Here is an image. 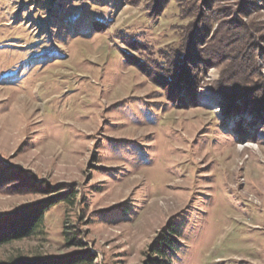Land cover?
I'll return each instance as SVG.
<instances>
[{"label": "rangeland", "instance_id": "374dc122", "mask_svg": "<svg viewBox=\"0 0 264 264\" xmlns=\"http://www.w3.org/2000/svg\"><path fill=\"white\" fill-rule=\"evenodd\" d=\"M52 202L0 263L147 264L175 228L172 264H264V0H0V238Z\"/></svg>", "mask_w": 264, "mask_h": 264}, {"label": "trees", "instance_id": "16d2710c", "mask_svg": "<svg viewBox=\"0 0 264 264\" xmlns=\"http://www.w3.org/2000/svg\"><path fill=\"white\" fill-rule=\"evenodd\" d=\"M189 1L194 2L195 0ZM190 4L192 6V3ZM191 30L192 31L190 33H186L182 37V42L176 49L175 54L170 55V53L168 52H162L161 54L163 56L161 57H163L164 60L155 62V68H158L160 66L159 71H162L163 74L166 73L168 77L165 80L170 84L173 82L175 83L178 79L181 80V84L182 81L187 80L186 73H184V67H186V65L190 61V58L194 55L195 50L198 47L196 45H200V42L197 41V32L195 33L193 29ZM218 35L216 37L215 44L212 47H209V49H206V52L204 50V52L210 57L214 58L220 56V48H225L226 46L228 47L229 45H231L233 51H235V59H239L241 62L240 64L242 66L244 65L246 70L249 69L252 65L251 62L248 63L245 62V60H241L243 59V55L240 54V48L244 46V44H246V37L239 31H234V28L230 27H224L222 33L219 36ZM232 38L234 39L233 41H231ZM161 63H167L168 66H162ZM233 70L235 71L234 76H230L231 78H229L228 80L224 79L219 82L216 89L217 92L226 100H236L235 98H238V96L243 94L245 92V89L247 88V86L244 87V85L242 84V72H245L243 67H239V69L237 68L236 70ZM74 197L75 193L74 191H72L71 193H67L63 200H66L69 203L73 204ZM52 205H54V202L50 203L48 206L42 207L43 209L41 208L39 210H36L33 215L31 214L25 217L13 232L5 234L0 238V245L10 242L14 239L26 238L37 233L39 231V228L43 226L45 211L48 208L52 207ZM174 233L177 234V230L175 228H171L170 232H168L167 235L163 236V238L154 246L151 258L149 259V262L147 264H172L170 252L174 251L173 249L176 248L177 243V241L172 237ZM66 264H95V262L92 255L88 254L70 260Z\"/></svg>", "mask_w": 264, "mask_h": 264}]
</instances>
